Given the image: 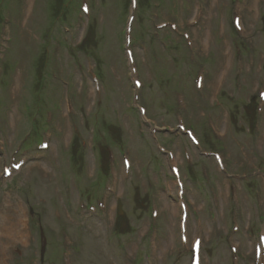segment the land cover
Here are the masks:
<instances>
[{"label": "rangeland", "instance_id": "obj_1", "mask_svg": "<svg viewBox=\"0 0 264 264\" xmlns=\"http://www.w3.org/2000/svg\"><path fill=\"white\" fill-rule=\"evenodd\" d=\"M202 67L199 92L190 70ZM35 90L51 112L44 122ZM262 92L264 0H138L136 11L131 0H0V217L8 206L12 217V231L0 230V264H39V227L44 264H62L60 251L72 264H189L197 237L203 264H229V242L252 261L254 227L264 221ZM178 125L191 128L201 147ZM28 131L40 141L10 156ZM206 152L220 155L222 166ZM13 160L23 166L5 180ZM104 176L102 212H80L81 198L103 197ZM234 218L239 232L231 236Z\"/></svg>", "mask_w": 264, "mask_h": 264}, {"label": "bare ground", "instance_id": "obj_2", "mask_svg": "<svg viewBox=\"0 0 264 264\" xmlns=\"http://www.w3.org/2000/svg\"><path fill=\"white\" fill-rule=\"evenodd\" d=\"M16 211L19 213V214H23V210H21L17 205H16ZM8 212H10L9 210H7L6 212H5V214H4V216H2V218H4V221H3V223H2V220H1V224H0V227L2 228V229H4V231H5V229H6V227L7 226H9V231H12V225H9V223H10V220H8L7 218L8 217H10V218H12L10 215H8ZM7 219V220H6ZM11 224V223H10ZM8 229H7V231H8ZM19 234V233H18Z\"/></svg>", "mask_w": 264, "mask_h": 264}, {"label": "water", "instance_id": "obj_3", "mask_svg": "<svg viewBox=\"0 0 264 264\" xmlns=\"http://www.w3.org/2000/svg\"><path fill=\"white\" fill-rule=\"evenodd\" d=\"M42 246H43V249H44V247H45V242H43V245H42Z\"/></svg>", "mask_w": 264, "mask_h": 264}]
</instances>
